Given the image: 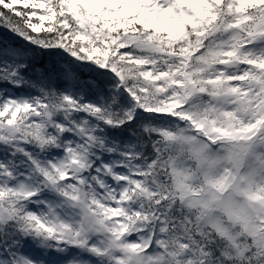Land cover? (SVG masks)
Here are the masks:
<instances>
[{
  "label": "snow or ice",
  "instance_id": "1",
  "mask_svg": "<svg viewBox=\"0 0 264 264\" xmlns=\"http://www.w3.org/2000/svg\"><path fill=\"white\" fill-rule=\"evenodd\" d=\"M0 264H264V0H0Z\"/></svg>",
  "mask_w": 264,
  "mask_h": 264
}]
</instances>
